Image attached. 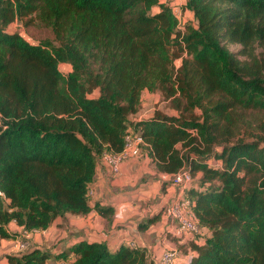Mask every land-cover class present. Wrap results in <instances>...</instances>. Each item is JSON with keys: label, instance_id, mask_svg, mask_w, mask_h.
<instances>
[{"label": "trees", "instance_id": "16d2710c", "mask_svg": "<svg viewBox=\"0 0 264 264\" xmlns=\"http://www.w3.org/2000/svg\"><path fill=\"white\" fill-rule=\"evenodd\" d=\"M186 11L194 20L180 24L160 0H0V236L20 235L11 222L30 233L87 214L102 156L139 134L158 171L192 174L202 231L184 264H264V0H184ZM16 21L52 37L30 42L9 31ZM145 90L177 113L138 118ZM152 263L143 246L84 240L7 255Z\"/></svg>", "mask_w": 264, "mask_h": 264}, {"label": "crops", "instance_id": "0c3cea01", "mask_svg": "<svg viewBox=\"0 0 264 264\" xmlns=\"http://www.w3.org/2000/svg\"><path fill=\"white\" fill-rule=\"evenodd\" d=\"M184 14L183 22L194 20L193 12L186 11ZM60 65L70 66L66 72L71 71L70 64ZM142 112L143 108L136 116L151 115ZM176 113L172 109L170 114ZM169 176L158 171L152 157L146 154L124 160L115 174L105 161H100L92 183L94 192L90 196V211L82 216L67 214L58 217L47 229L30 233H25L21 226L11 222L8 230L20 235L15 238L0 236V264H7V255L31 245L53 247L56 251L83 240L104 242L112 250L121 244L143 246L153 259L165 249L176 248L179 251L176 264H184L191 253L184 244L191 234L175 237L170 233L172 220L165 208L176 197L178 189ZM98 207L109 208L108 214H102ZM150 219L154 220L147 227H140L141 223ZM24 242L29 243L21 247Z\"/></svg>", "mask_w": 264, "mask_h": 264}, {"label": "built area", "instance_id": "2783aa9c", "mask_svg": "<svg viewBox=\"0 0 264 264\" xmlns=\"http://www.w3.org/2000/svg\"><path fill=\"white\" fill-rule=\"evenodd\" d=\"M160 1L167 3L171 7L173 13L178 17L181 24L180 14L183 12L184 0ZM142 141L143 138L139 134L135 137L127 135L122 151L117 153H104L101 161H105L109 165L112 173H118L120 170V164L124 160L138 157L140 155L141 149L139 144ZM169 180L178 189L176 197L165 208L167 216L172 220L170 233L175 237H183L186 234L200 233L202 229L198 224V218L193 210V203L185 196L186 189L193 181L191 172L186 168H182L179 171L170 174ZM93 192L94 190L91 187L89 195L92 196ZM0 195L5 196L4 192L1 190ZM28 243L29 242L21 243V247H26ZM178 256L179 251L176 248L165 249L160 256L153 259L152 264H176Z\"/></svg>", "mask_w": 264, "mask_h": 264}, {"label": "rangeland", "instance_id": "374dc122", "mask_svg": "<svg viewBox=\"0 0 264 264\" xmlns=\"http://www.w3.org/2000/svg\"><path fill=\"white\" fill-rule=\"evenodd\" d=\"M184 19H185V14L183 15V12H182V14H180V20H182L183 22ZM9 31L20 32L30 42H37L41 39L52 37V33L49 28L44 27L40 24L39 25L35 24V22L32 24L26 25L22 21H16L13 24H11V26L9 27ZM227 46L229 49L234 50V51L240 48L239 44H228ZM176 62L177 64H179L180 59H177ZM69 68L70 66H64V65L59 66V69L63 73H67L66 71ZM142 103H143L142 114L144 115H149V114L152 115L153 112L157 109H160L161 111L165 113H171L172 111V109L167 106L166 102L162 101L161 97L157 93H152L148 90H145L142 94Z\"/></svg>", "mask_w": 264, "mask_h": 264}]
</instances>
